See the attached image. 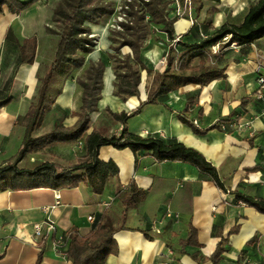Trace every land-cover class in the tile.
Returning a JSON list of instances; mask_svg holds the SVG:
<instances>
[{
    "label": "crops",
    "instance_id": "1",
    "mask_svg": "<svg viewBox=\"0 0 264 264\" xmlns=\"http://www.w3.org/2000/svg\"><path fill=\"white\" fill-rule=\"evenodd\" d=\"M110 1L115 5L121 0ZM257 1L220 0L217 4L203 1L198 12L195 10L197 3L193 2L190 19L185 16L174 23L175 41L191 44L225 23L239 25ZM57 2L47 0L43 4L37 1L18 14H11L6 8L0 13V88L7 87V82L12 79L8 90L11 102L0 109V142L7 143V148L13 140L19 141L13 137V132L19 115L26 113L36 91L43 46L51 37L46 27L52 24V7ZM108 18L101 24L90 25L95 44L85 58V66L89 61L96 62L101 58L107 63L98 111L91 115L87 134L98 128L119 133L122 126L113 123L105 115V109L114 113H129L136 109L146 100L145 87L150 81L143 71L138 97L123 102L113 96V66L107 60V55L112 53L106 24ZM155 36L160 41H153L143 62L152 70H162L164 65L160 61L167 37L161 32ZM33 37L37 40L35 62L17 66L15 41ZM222 46L217 50H230L224 63V78L204 87L188 85L170 92L163 105H145L138 115L127 121V131L140 137L175 140L194 149L216 169L226 192L188 163L156 162L145 151L135 160L129 149L101 147L98 158L102 162L113 161L119 173L108 180L100 195L84 184L59 190L38 188L0 192V264H35L39 255L40 264H72L67 255L55 252L50 238L43 237L38 240V245L33 244L35 225H42L49 217L57 234L83 237L95 228L103 215L117 229L112 236L118 249L105 264H197L193 255L209 257L220 237L227 239V243L218 264H237L239 255L254 264H264V214L235 199L238 192L264 200V88L260 90L255 72L257 56H264V38L251 44L245 55L240 53L238 46L225 49ZM126 52L129 48L121 49V53ZM81 73L82 69L75 71L63 83L61 94L34 136L49 132L55 124L64 127L75 124L77 118L71 113L81 106L82 92L75 81ZM261 75L264 76V71ZM188 98L194 99L195 103L185 110ZM179 115L194 128L206 132L196 135L192 127L179 121ZM231 123L239 126L226 131L221 129L222 125ZM52 148L57 151L52 163L60 167L75 166L84 155L83 146L78 144ZM130 182L143 190L145 197L136 208L127 210L122 221L120 197ZM89 217L93 218L91 222ZM190 228L197 233L199 245L186 246L185 254L180 256L169 247L179 249V241L186 238Z\"/></svg>",
    "mask_w": 264,
    "mask_h": 264
},
{
    "label": "trees",
    "instance_id": "2",
    "mask_svg": "<svg viewBox=\"0 0 264 264\" xmlns=\"http://www.w3.org/2000/svg\"><path fill=\"white\" fill-rule=\"evenodd\" d=\"M42 0H0V13L6 8L11 14H18L32 4ZM183 2L184 0H178ZM217 4L220 0H190L197 3L196 12L202 8V2ZM175 0H124L118 14L123 21L116 23L120 28L110 29L112 53L107 55L111 62L114 80L113 96L125 102L131 97L139 96L141 73L146 72L149 83L145 87L146 100L129 113H114L109 108L105 115L116 124L122 126L119 133H109L105 128L93 129L89 134L91 115L98 111L103 89V74L106 59L89 61L85 66V58L93 50L95 39L91 36L90 25L100 24L104 18L114 15L115 8L110 0H58L52 7V24L46 27L49 34L58 37L51 61L44 73L36 74L38 81L35 95L26 113L21 118L22 128L18 152L11 164L0 167V192L5 190L24 191L38 188L52 190L75 188L84 184L94 194H102L109 179L117 177L119 169L113 161L102 162L99 158L101 147L110 146L117 150L129 149L138 160L140 153H150L156 162H182L195 167L201 176H205L218 189L226 192L216 169L197 151L186 148L183 144L171 140L164 141L157 137H140L129 134L127 121L138 115L148 104L163 105L170 92L188 85L207 86L211 82L225 77V62L230 50L212 47L223 44L222 49L232 45L240 47L245 55L251 44L264 38V0L252 5L241 24L225 23L203 37L199 42L188 44L183 40L175 41L174 23L178 18L174 15ZM155 30V31H154ZM157 32L166 35L167 43L163 46L165 65L162 70H152L143 62L144 55L151 50L153 41L159 42ZM175 41V42H174ZM18 58L16 65H32L35 62L37 40H16ZM124 47L129 52L121 53ZM82 69L75 81L81 88V106L71 115L77 118L72 127L55 124L42 135L34 136V132L42 126L44 117L51 110L56 98L62 92L63 83L73 73ZM0 88V109L11 102L8 94L9 85ZM7 88V93H6ZM195 103L188 98L185 110ZM244 103V102H243ZM179 121L192 127L196 135L206 130H198L182 115ZM82 143L84 155L75 166L60 167L52 162H43L34 168H19L17 165L27 155L40 152L48 147L72 146ZM256 170V168H254ZM145 197V192L134 182H130L120 200L123 205L122 221L128 209L136 208ZM235 199L246 206L264 214V200L253 199L238 192ZM122 227V226H121ZM117 229L111 220L103 215L95 228L86 236L70 235L66 255L72 264H105L110 255L117 254V245L113 234ZM195 230L189 229L186 238L180 240L176 247H169L178 255H184L186 246H198ZM150 239V237H146ZM227 239L220 237L214 252L209 257L193 255L197 264H218L225 252ZM41 255L35 264H40Z\"/></svg>",
    "mask_w": 264,
    "mask_h": 264
},
{
    "label": "built area",
    "instance_id": "3",
    "mask_svg": "<svg viewBox=\"0 0 264 264\" xmlns=\"http://www.w3.org/2000/svg\"><path fill=\"white\" fill-rule=\"evenodd\" d=\"M46 1V0H42ZM129 1V0H128ZM174 15L178 19H182L184 16H187L188 19H190V12L192 8V4L190 0H184L183 2H179L178 0H175V5H174ZM120 10V7L118 8V11ZM123 21V16L118 15L116 17V21L114 20V23L110 25L112 29H120L116 23L122 22ZM175 42V41H174ZM217 46L212 47L213 52L215 53L217 50ZM256 73L258 75L257 82L259 84L260 90L264 88V76L261 75V72L264 71V56L258 55L257 60H256ZM160 64L165 65V58L163 56V59L160 61ZM239 125L236 123H231L230 125H222L221 129L226 131L227 129H232V128H237ZM78 145H82L81 142L78 143ZM47 211V209H44ZM88 220L91 222L93 218L89 217ZM42 225L45 227L46 233H43L42 231ZM42 225H35L34 227V236L35 240L33 241V244L36 246L38 245V240H40L43 237L50 238V241L52 243L53 249L55 250L56 253L59 255H66V250H67V244L70 240V235H59L56 233V228L54 222L49 218L46 217ZM237 264H254L249 258L244 257L242 255H239V259Z\"/></svg>",
    "mask_w": 264,
    "mask_h": 264
},
{
    "label": "rangeland",
    "instance_id": "4",
    "mask_svg": "<svg viewBox=\"0 0 264 264\" xmlns=\"http://www.w3.org/2000/svg\"><path fill=\"white\" fill-rule=\"evenodd\" d=\"M124 0H121L119 2V4H115L114 8H115V12L114 15L108 18V21L106 22L107 24V28L108 31H110V29L112 27H110L111 24L114 23V20L116 21V17H118V8L120 7V5L122 4ZM43 4L47 3L46 1H41ZM56 3H54L55 5ZM53 5V6H54ZM185 17V16H184ZM106 18L103 19L102 22H105ZM101 22V23H102ZM100 23V24H101ZM105 24V25H106ZM155 31V30H154ZM49 34V33H47ZM50 38H48L49 40L45 41V45L43 46V52L41 55V66L39 67V75L41 76L45 69L46 66L48 65V63L51 61L52 56L54 54V50L56 47V42L58 40V37L52 34ZM51 39V40H50ZM213 51V50H212ZM217 51V50H216ZM159 64V63H158ZM156 64V65H158ZM38 82V81H37ZM35 95V93H34ZM33 95V97H34ZM33 97H31V100H33ZM21 118L22 116L19 115L18 117V124L17 125H21ZM46 127V126H45ZM21 133H22V128L19 126L18 128H15L14 132H13V137H16V139L18 138V140L20 141V137H21ZM19 141L16 142L15 140H13L7 148V143H4L3 141L0 142V167L7 165V164H11L14 162V159L16 157V154L18 152V148H19ZM52 147H48L44 150H41L40 152L37 153H32L27 155L20 163H18V167L19 168H25V169H31L34 168L35 166L43 163V162H53L55 161L54 156L57 154L56 150H54V148Z\"/></svg>",
    "mask_w": 264,
    "mask_h": 264
}]
</instances>
